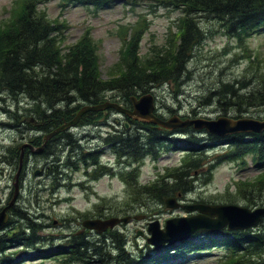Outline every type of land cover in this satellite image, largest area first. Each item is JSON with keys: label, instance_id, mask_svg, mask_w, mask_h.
<instances>
[{"label": "rangeland", "instance_id": "obj_1", "mask_svg": "<svg viewBox=\"0 0 264 264\" xmlns=\"http://www.w3.org/2000/svg\"><path fill=\"white\" fill-rule=\"evenodd\" d=\"M43 1L44 4L39 6L41 10H45L48 18L58 22L63 21L67 25L60 30L65 48L74 44L85 31H90L91 37L98 45L100 77L104 81L121 75L122 66L117 68L120 65L122 45L118 34H123L125 27L133 25L139 18L145 19L134 50L139 58H149L154 52L169 46L166 41L170 34L177 30L175 24L182 15L180 10L168 8L162 5L160 0H111L110 7L96 11L79 1ZM14 2L15 0H0L1 24L8 22L13 15ZM199 20L204 37L189 58L186 65L189 72L187 76L185 75L183 83L178 87L172 83L161 84L147 92L154 98L155 115L164 120L173 116L180 119L216 120L218 117H227L234 120L241 118L263 120L264 105L257 108L246 106V112L238 113L237 106L234 105L237 102L235 96L227 97L226 99L230 100L222 101L221 106L218 96L223 92L222 84L232 85L233 87L229 89L236 93L250 92L259 87V80L264 77V31L253 33L241 39L242 41L236 36L228 39L224 36V28L217 22L204 17ZM145 94H136L135 97ZM112 95L113 97H105V100L119 103L127 108L128 104L123 103L121 94ZM16 106L10 99L0 102V213L10 201L13 177L18 168L17 164L9 163L7 147L18 148L22 143H28L29 137L34 136L33 133L25 130L26 124L15 123L4 112V109L13 112ZM223 109L226 112H223ZM5 124L10 127L4 126ZM141 125L144 124L110 111L106 118L100 117L97 123L82 124L84 128L71 131L68 140L66 138L59 140L57 159L28 154L21 175L22 186L16 207L25 211L26 216L39 226L38 235L58 238L55 243L58 245L61 242L60 238L68 236L69 239L71 234L82 232L81 222L84 218H80L78 213H92L96 208L106 206L115 210L110 214L106 209V214L109 213L105 215L106 219L128 216L127 223L116 226L114 230L123 235L127 250L133 255H143L145 260H149L148 264H151L153 261H159L163 255L173 253L172 248L154 250L146 243V238L149 236L148 223L158 221L163 228L168 219L192 217L198 213L184 208H166L164 200L160 202L140 199L135 192L127 191L122 180L129 179L130 176L137 188L151 183L158 174H163L168 169L181 167L182 158L191 147L188 142H194L196 139L185 138L186 134H178L161 137L151 142L152 135H148L146 130L138 133ZM124 132L127 134H124L125 137L129 139L134 140L137 137L138 143L147 142L150 153L145 152L138 161H134L127 154H123L122 160H118L114 145H103V148L100 145L99 138ZM195 135L199 136L198 138H207V135L199 133ZM171 137L177 140L170 141ZM249 139L254 142V138ZM201 145H205L206 148ZM194 147L195 154L201 156V167L192 173L191 178L195 181V187L193 186L192 192L185 197H172L176 202L185 206L195 205L201 200L205 202L203 204L208 205L233 204L251 209L264 206V183L252 191L248 190L238 195L231 185L232 181L243 180L247 183H256L257 178L260 177L261 166L252 167L251 154L242 157L245 163L240 169L238 161L232 162L233 159L229 155L234 146L227 142L205 141ZM93 149L99 152L89 158L88 154ZM94 157L100 162L97 164L111 168V172L98 168L94 172ZM126 165L127 168L124 167ZM36 172L38 173L35 174ZM226 186L229 187L228 195L225 192ZM259 187L261 189L257 190ZM135 199L137 202L134 201ZM132 205L135 206V210L130 211ZM7 212L5 223H10V214ZM13 220L16 222L10 227L11 229L21 224L26 234L31 233V230L27 229L28 222H22L18 218ZM140 232L142 235H139ZM215 234L210 236L215 238ZM89 236L99 235L92 233ZM202 237H191L188 242H202L204 241L200 239ZM174 246L182 248L181 243ZM21 248L20 245L7 250V255L18 252L15 256V264L27 262L36 264L39 258H42V256L33 257L34 254L31 252L28 254L31 259L21 257L23 250ZM217 255L222 254L217 250L199 256L191 254L186 259L168 261L167 264H216ZM158 264L166 263L163 260Z\"/></svg>", "mask_w": 264, "mask_h": 264}, {"label": "trees", "instance_id": "obj_2", "mask_svg": "<svg viewBox=\"0 0 264 264\" xmlns=\"http://www.w3.org/2000/svg\"><path fill=\"white\" fill-rule=\"evenodd\" d=\"M73 1H79L84 6L93 8L109 6L111 2V0ZM44 2L15 0L13 15L8 22L0 23V102L10 99L17 105L15 111L4 109V112L15 123L27 125L25 130L34 134L29 137V143L34 146L42 143L43 134L73 119L84 104L104 103L107 101L105 97H113L112 94L116 93L121 94L120 97L124 104H128L126 105L128 108L130 97L133 95L147 93L151 88L161 84L172 83L176 87L182 84L185 75L189 72L186 67L189 58L204 37L199 24V19L202 17L217 22L224 28L225 35L236 36L240 41L264 29V0H160L165 6L178 9L182 13L178 25L176 24V33L167 41L169 46L154 52L149 58H139L134 47L138 43V35L141 33L140 29L144 21L125 27L123 34H118L122 46L120 65L117 68L122 66L121 75L104 81L100 77L98 45L91 37L90 31H85L74 44L65 48L60 30L67 25L63 21L49 19L45 10H41L39 6ZM130 31L132 33L128 34ZM167 62L170 64H166ZM259 82L256 90L243 93L230 90L232 85L222 84L223 92L218 96L220 106L222 101L230 100L226 98L232 95L237 100L234 105L237 106L238 113L246 112V106L257 108L264 105V77ZM223 112H226L225 109ZM100 117L102 113H86L81 117L80 124L97 123ZM142 128L146 129L147 134H151L152 138L159 139L168 134L164 131L152 130L148 125H142ZM124 134L127 135L126 132L112 135L108 141L110 145L116 147V153L120 157L127 154L134 161H138L145 152L150 153L147 142L138 143L137 137L133 140L125 137ZM66 135L61 133L52 140L64 138ZM253 137L254 142H243L242 136L228 138V143L234 146L229 153L231 158L251 152L254 154L255 162H262L264 133ZM194 143L196 142H191ZM18 150L14 146L7 147L9 163L12 165L18 166ZM56 153V151L47 153L45 150L38 156L57 159ZM195 153L192 151L185 157L183 166L168 169L164 176L147 185L136 188L130 176L129 179L123 178V181L140 199L162 202L166 197H185L193 190L195 181L191 179L192 173L201 167V156ZM28 154L26 150L24 164ZM263 183L264 176L259 177L256 183L240 182L236 184L235 194L252 191ZM260 189L259 187L257 190ZM134 201L137 202V199ZM200 203L205 202L201 200ZM104 207L106 206L96 208L92 213H78V215L84 219L96 216L106 218L105 215L115 211ZM106 209L108 214L105 212ZM129 209L133 211L135 206L132 205ZM9 214L10 223L0 228V264H15V256L18 252L7 255V250L20 245L23 248L21 257L31 259L28 256L31 252L34 254L33 257L42 256L41 259L45 260L42 263L51 259H55L57 264L149 263L143 255L135 256L127 250L126 239L116 230H109L99 237L75 233L71 234L69 239L61 240L55 245L58 238L38 235L39 226L26 216L25 211L15 205L10 209ZM13 218L28 222L27 229H30L31 233L26 234L21 224L11 229L10 227L16 222ZM200 239L204 241L182 243L181 249L172 246L174 252L163 255L159 261L182 259L186 255L216 247L224 253L217 264H264V223L254 230L231 233L222 231L220 238ZM159 261L152 264H158Z\"/></svg>", "mask_w": 264, "mask_h": 264}, {"label": "water", "instance_id": "obj_3", "mask_svg": "<svg viewBox=\"0 0 264 264\" xmlns=\"http://www.w3.org/2000/svg\"><path fill=\"white\" fill-rule=\"evenodd\" d=\"M132 109L128 110L115 102H105L97 105H84L77 112L75 117L60 125L59 127L46 134L43 139L44 142L37 148H34L29 143H23L19 146L20 156L17 171L13 180V194L10 202L4 207L0 213V226L4 225L6 219V211L15 203L20 189L19 178L23 169L24 150L28 148L31 154H39L43 151L47 141L61 132L66 131L70 127L78 124L80 118L88 112H103L112 109L126 117L150 123L155 125L154 128L173 130L178 128H186L192 126L196 131L206 130L214 137L223 138L237 133H260L264 131V121L254 120L250 118H242L232 120L225 117H220L216 120L204 119H186L180 120L175 116L162 120L154 114V98L150 94L142 95L138 98L130 97ZM166 208L176 209L185 208L190 211H197L198 214L192 217L172 218L165 222L164 229L160 228L158 221L148 224L147 231L151 235L147 238V243L154 246V249H160L164 244L172 245L179 241H185L189 237L199 233L216 232L227 226L228 230H246L254 226L262 217H264V208L250 210L246 207H239L234 205L229 206H204L192 205L182 206L174 199L168 198L165 200ZM128 217L117 218L111 217L106 220L102 219H87L82 222L83 228L87 230H94L101 234L108 228H113L119 223L126 224Z\"/></svg>", "mask_w": 264, "mask_h": 264}, {"label": "flooded vegetation", "instance_id": "obj_4", "mask_svg": "<svg viewBox=\"0 0 264 264\" xmlns=\"http://www.w3.org/2000/svg\"><path fill=\"white\" fill-rule=\"evenodd\" d=\"M53 145V144H52ZM51 146V145H50Z\"/></svg>", "mask_w": 264, "mask_h": 264}]
</instances>
